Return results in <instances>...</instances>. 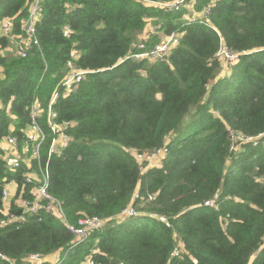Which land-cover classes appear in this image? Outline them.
Masks as SVG:
<instances>
[{"label":"trees","instance_id":"trees-1","mask_svg":"<svg viewBox=\"0 0 264 264\" xmlns=\"http://www.w3.org/2000/svg\"><path fill=\"white\" fill-rule=\"evenodd\" d=\"M31 1L0 0V21L13 18L15 36ZM173 1L41 0L38 45L26 57L6 52L10 41L0 36V138L10 125L19 136L33 99L46 109L57 92L53 108L73 123V141L49 160V192L68 223L105 221L78 244L43 211L17 227L0 225L7 260L32 264L27 256L38 254L59 256L52 264L88 257L94 264H264V0H193L191 16L157 5ZM205 6L210 14L200 21ZM150 26L179 35V43L163 61L129 58ZM159 40L151 36L146 48ZM221 42L238 55L228 70L215 57ZM71 51L74 67L91 73L63 94ZM45 115L38 118L47 134L43 162ZM230 130L261 137L235 141ZM160 148L166 158L141 172L131 150ZM6 177L16 178V196L24 188L0 161V220ZM208 200L216 208L204 206ZM130 203L138 214L118 217ZM178 245L182 253L172 258Z\"/></svg>","mask_w":264,"mask_h":264},{"label":"built area","instance_id":"built-area-1","mask_svg":"<svg viewBox=\"0 0 264 264\" xmlns=\"http://www.w3.org/2000/svg\"><path fill=\"white\" fill-rule=\"evenodd\" d=\"M40 2L41 0H32L29 3L27 16L19 24V36L13 34V18L5 17L0 21V36L8 38L10 41L9 46L12 47L13 54L15 53L17 56L26 57L29 47L33 44L38 45L35 34L36 23L40 18ZM157 5L166 10L174 11H179L184 7L190 11V14L197 15L194 13L193 0L188 2L187 0H176L169 3H157ZM209 14L210 7H203L201 18H199L200 21H207ZM191 21L194 22L195 20L192 19ZM159 32H161L160 26L154 27L145 39L137 42L134 46L135 52H132L129 58L135 61L145 60L151 63L165 60L171 50L179 43L180 36L177 34L166 36L163 35L162 32L161 34ZM69 33V28H65L63 36L68 37ZM151 36H157L160 40L147 49L146 45ZM9 48L10 47L7 48L6 52ZM1 54L2 51L0 50V55ZM69 57V60L66 62V74L59 84L62 87L63 94L74 91L84 79L85 75L91 73L90 71H83L74 67L73 61L77 58V53L75 51H71ZM215 57L229 69L236 63L238 55L221 42ZM46 69L47 67L45 65L44 71H46ZM57 97V92H54L46 109H44L43 104L39 100L34 98L29 108V125L20 131L21 134L19 136L14 134V126L10 125L8 133L0 138V161L5 164L10 173L21 178L24 185L23 190L16 196L18 187L16 178L6 177L2 180L1 201L3 206L1 213L3 218L0 220V225H15L17 227L23 223L27 217L40 216L43 211L49 216L61 221L67 230L73 234L75 244H78L84 241L93 231L100 230L105 221L96 216H82L78 218L75 225L68 223L61 202L55 199L49 192V160L53 155H59L73 141L70 135L73 123L66 120H59L57 112L53 108ZM2 108L3 105L0 100V110ZM45 112V124L49 131L50 141L47 156L43 162L42 148L47 140V134L38 123V118L42 117ZM6 113L10 115L9 109H7ZM10 117L14 118L12 116ZM229 134L231 139L235 141H254L261 137H244L236 135L232 130H230ZM131 153L139 170L144 172L148 168L155 167L157 163H160L162 159L166 158L167 149L160 148L151 152L131 150ZM26 187H28L27 192H25ZM25 193H28V197H24ZM137 199L138 194H133L132 202H135ZM147 199L153 201L154 197L148 195ZM13 200L15 211L11 210V202ZM204 206L216 208V204L212 200L206 201ZM137 214L138 211L130 203L120 212L118 217L128 218L134 217ZM181 253L182 249L180 245H178L171 252V257H180ZM43 258L44 256L38 254H29L26 258V262L43 264ZM58 259L59 256H56L55 260ZM0 260L7 261L8 264H15L14 260H7L2 254H0ZM85 264L94 263L88 257L85 260Z\"/></svg>","mask_w":264,"mask_h":264},{"label":"crops","instance_id":"crops-1","mask_svg":"<svg viewBox=\"0 0 264 264\" xmlns=\"http://www.w3.org/2000/svg\"><path fill=\"white\" fill-rule=\"evenodd\" d=\"M190 16H191V14H190ZM190 16H189V17H190ZM153 28H154L153 26L148 27V28L144 31V33H143L142 35H140V37H139V41L145 39L146 36L151 32V30H152ZM159 33L161 34V32H159ZM54 257H55V255L46 256V257L43 258V262H44V263H50V264H52V263L55 261V258H54Z\"/></svg>","mask_w":264,"mask_h":264},{"label":"rangeland","instance_id":"rangeland-1","mask_svg":"<svg viewBox=\"0 0 264 264\" xmlns=\"http://www.w3.org/2000/svg\"><path fill=\"white\" fill-rule=\"evenodd\" d=\"M188 17H189V15H186V16H185V18H188ZM139 37H140V35H138V39H139ZM9 47H10V48H9L8 52H9V53H12V47H11V46H9ZM222 65H223V63H222ZM223 70H228V69L226 68V66L223 65ZM158 162H159V161H158ZM159 165H160V163H157V164H156V166H159Z\"/></svg>","mask_w":264,"mask_h":264}]
</instances>
